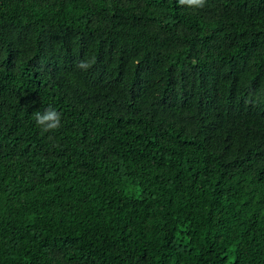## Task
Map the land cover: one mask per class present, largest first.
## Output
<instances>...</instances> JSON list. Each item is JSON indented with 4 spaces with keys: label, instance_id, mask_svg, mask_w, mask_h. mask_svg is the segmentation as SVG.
Masks as SVG:
<instances>
[{
    "label": "trees",
    "instance_id": "obj_1",
    "mask_svg": "<svg viewBox=\"0 0 264 264\" xmlns=\"http://www.w3.org/2000/svg\"><path fill=\"white\" fill-rule=\"evenodd\" d=\"M0 264H264V0H0Z\"/></svg>",
    "mask_w": 264,
    "mask_h": 264
},
{
    "label": "clouds",
    "instance_id": "obj_2",
    "mask_svg": "<svg viewBox=\"0 0 264 264\" xmlns=\"http://www.w3.org/2000/svg\"><path fill=\"white\" fill-rule=\"evenodd\" d=\"M204 3L205 0H178L179 5H187L189 7L202 8L204 6ZM77 67L80 69L87 70L90 65L86 61H80L77 64ZM33 115L37 126H39L43 132H51L60 127L61 114L51 106L44 109L43 112L36 111Z\"/></svg>",
    "mask_w": 264,
    "mask_h": 264
}]
</instances>
